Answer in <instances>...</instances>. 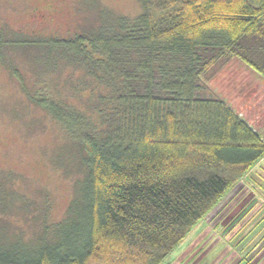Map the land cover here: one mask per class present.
Instances as JSON below:
<instances>
[{"label": "trees", "instance_id": "1", "mask_svg": "<svg viewBox=\"0 0 264 264\" xmlns=\"http://www.w3.org/2000/svg\"><path fill=\"white\" fill-rule=\"evenodd\" d=\"M137 2V16L86 34L25 40L45 53L40 74L80 72L64 89L26 93L63 133L67 159L53 162L80 178L63 217L42 219L32 237L8 234L0 218V264H161L263 157L264 134L204 77L235 57L264 79V0ZM244 41L263 59H250ZM1 191L4 214L17 200L15 210L31 211Z\"/></svg>", "mask_w": 264, "mask_h": 264}, {"label": "rangeland", "instance_id": "2", "mask_svg": "<svg viewBox=\"0 0 264 264\" xmlns=\"http://www.w3.org/2000/svg\"><path fill=\"white\" fill-rule=\"evenodd\" d=\"M53 3L58 11L40 18L33 8L39 7L44 12L45 0H0V45L3 46L0 49V182L3 184L0 192L8 187L20 199L29 201L31 210L27 214L15 210L21 205L17 200L11 212L7 210L4 214L0 207V218H9L5 219L8 234L21 228L26 239L39 231L42 219L55 222L63 217L75 182L80 178L75 168L66 171L53 162L54 156L67 159L63 133L43 109L29 102L26 93L41 92V87L54 83L61 86L70 75L77 78L80 72L60 65L53 74H40L48 67L42 61L44 51L25 40L33 41L37 36L73 38L94 30L100 23H111L115 17L133 18L141 12L137 0H53ZM251 43H242L244 48L252 50L250 59L256 62L263 59L253 52ZM204 80L248 125L264 134L261 76L232 57L221 59ZM14 204V198L4 202L9 208ZM34 214L39 217L35 222ZM161 264H264V155Z\"/></svg>", "mask_w": 264, "mask_h": 264}, {"label": "flooded vegetation", "instance_id": "3", "mask_svg": "<svg viewBox=\"0 0 264 264\" xmlns=\"http://www.w3.org/2000/svg\"><path fill=\"white\" fill-rule=\"evenodd\" d=\"M38 1H41V0H38ZM46 1V4H45V7H43L44 9V12L42 11V9H40L39 7H34L33 8V13L35 15H39L40 18H44L46 17V15H52L53 12H56L58 11L57 8L55 7V4L53 3V0H45ZM38 13V14H37ZM33 14V15H34Z\"/></svg>", "mask_w": 264, "mask_h": 264}]
</instances>
